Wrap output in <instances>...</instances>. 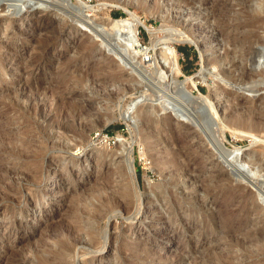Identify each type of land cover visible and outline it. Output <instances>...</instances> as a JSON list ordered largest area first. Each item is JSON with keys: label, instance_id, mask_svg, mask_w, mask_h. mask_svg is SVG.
I'll return each mask as SVG.
<instances>
[{"label": "rangeland", "instance_id": "374dc122", "mask_svg": "<svg viewBox=\"0 0 264 264\" xmlns=\"http://www.w3.org/2000/svg\"><path fill=\"white\" fill-rule=\"evenodd\" d=\"M257 1L264 2L0 0V150L12 145L30 152L29 162L0 152V264H59L53 252L70 235L65 223L77 219L86 234L76 235L68 264H264V130L239 137L225 124L227 113L255 105L264 119V92L252 96L240 87L259 78L248 76L249 57L264 45V7ZM43 16L51 20L41 21ZM110 17L136 23L143 51L135 54L122 42L107 24ZM179 34L199 45L180 41ZM166 44L178 50L179 80L202 63L212 70L210 87L201 81L186 87L193 86L194 95L226 89L214 99L218 113L207 99L195 108L177 97L174 72L162 54ZM33 92L43 98L48 121L31 108ZM167 99L178 109L165 111ZM94 132L108 133V141L93 140ZM163 136H175L204 171L194 179L171 175L170 163L161 171L158 158L167 160L176 145ZM233 146L241 149L240 163L224 153ZM216 158L232 168V187L217 179ZM30 170L38 171L35 178ZM175 178L178 183H171ZM203 180L205 189L198 191ZM126 187L130 210L113 204L94 218L104 197L112 191L125 197Z\"/></svg>", "mask_w": 264, "mask_h": 264}, {"label": "bare ground", "instance_id": "6f19581e", "mask_svg": "<svg viewBox=\"0 0 264 264\" xmlns=\"http://www.w3.org/2000/svg\"><path fill=\"white\" fill-rule=\"evenodd\" d=\"M258 2V7H260V8H263L264 7V2L263 1H257ZM161 5V4H160ZM20 7H21V5H20ZM126 7V6H125ZM22 8V7H21ZM123 8V7H122ZM156 8V7H155ZM154 8V9H155ZM19 9V8H18ZM21 10V9H20ZM18 11V10H17ZM150 11V10H149ZM162 13V12H161ZM165 12H163V14H164ZM209 14V13H208ZM131 15H133V13L131 12ZM167 15V14H166ZM210 15V14H209ZM45 19H48V20H51V18H50V16H43V17H41V21H44ZM109 21L110 22H108L107 24L109 25V27L115 32V34H119V36H122L123 37V39H122V42H124L125 44H127L130 48H132L133 50H135L134 52H135V54H138L142 49H139V47H140V45H141V43H140V41H139V38H138V36H137V34H136V30H137V25H136V23H133L131 20H130V18L129 19H126V18H113V17H110V19H109ZM128 21H131V23H128ZM141 21H142V19H141ZM39 22V21H38ZM43 23V22H42ZM141 23V22H140ZM148 23V22H147ZM144 26L146 25V24H143ZM148 25V24H147ZM243 25V24H242ZM238 27V26H237ZM263 34H264V26H263ZM227 31V30H226ZM179 35H181V34H179ZM199 35V34H198ZM182 36V38H180V41H183V42H189V43H193V44H196V45H199L198 43H197V41L196 40H194V39H192L190 36H188V35H186V34H182L181 35ZM214 37V36H213ZM211 39V38H210ZM38 40V39H37ZM161 39H159L158 41H160ZM206 40H208V39H206ZM157 41V42H158ZM209 41V40H208ZM41 42V41H40ZM156 42V41H155ZM212 42V41H211ZM205 43H207V42H205ZM218 43V42H217ZM204 44V43H203ZM225 44V43H224ZM38 45V44H37ZM218 45V44H217ZM216 45V46H217ZM3 45H1V47H2ZM8 46V48L10 49L11 48V46L10 45H7ZM201 47V46H200ZM219 47V46H218ZM217 47V48H218ZM48 48V47H47ZM163 48H164V50H163V55H164V58H166L165 60H166V62L168 63V65L170 66V68H171V70H173L172 72H174L172 75H171V77H172V80H173V83L175 84V93H176V95H177V97L178 98H181L180 100H184L186 103H188V104H190V105H192L193 107H195L193 104H196L197 106H198V104L200 103V101H205V99H207L208 101H209V103H210V105L214 108V110H215V112H219V110H218V106H219V104L217 105V101L215 102L214 101V99H216V98H218V99H220V97H221V95L223 94V95H225L224 93L226 92V89H224L222 86H215V87H217L215 90H214V92L212 93V92H210V94L209 95H206V94H204V93H201V94H199V95H194V93H193V86H190L189 88H187L186 87V83L187 82H192L194 85H196L198 82H205V83H208V78H209V76L211 75L210 73L212 72V70L209 68V70L207 71L206 70V67H205V65H204V63H202V67H201V69L199 70V71H197L196 73H193V74H190V75H186V77L183 79V80H179L178 79V76H179V73H180V71H181V68H180V66H179V63H178V61H177V51L178 50H176V48L175 47H173V46H171V45H165V46H163ZM215 48V47H214ZM216 48V49H217ZM221 48V47H220ZM45 49V48H44ZM143 51V50H142ZM202 51V50H201ZM92 53V52H91ZM212 53V52H211ZM214 53H216V52H214ZM218 54V53H217ZM148 55H149V51H148V49L147 48H145V51H144V56H146V57H148ZM216 55V54H215ZM215 57V56H214ZM218 57V56H217ZM222 57V56H221ZM224 57V56H223ZM250 58V61H251V64H253L252 66H253V69H250V75H248L249 76V78L250 77H252L253 75H255L256 73H257V75L259 76V78H257V79H253V83L254 84H251L250 86H243V85H240V87L241 88H244V90H246L250 95H252V96H256V95H258V94H260V93H263L264 92V45H262V46H260V47H258L257 48V50H256V52L254 53V55L253 56H251V57H249ZM37 59V58H36ZM145 59H147V60H149L148 58H145ZM208 59V58H207ZM211 59H212V57H211ZM217 59V58H216ZM223 59H225V58H223ZM144 60V59H143ZM32 61H34V60H32ZM31 61V62H32ZM145 61V60H144ZM214 61H216V60H212V62H210L209 61V63L210 64H212V65H214ZM225 61V60H224ZM30 62V61H29ZM220 63V62H219ZM1 64V63H0ZM207 64V63H206ZM32 65V64H31ZM36 65V64H35ZM208 65V64H207ZM221 65V64H220ZM219 65V66H220ZM215 67H216V65H214ZM251 66V67H252ZM214 67V68H215ZM247 68H250V67H247ZM38 69V68H37ZM216 69H217V67H216ZM170 70V69H169ZM247 70V69H246ZM249 70V69H248ZM163 71V73H165L164 72V70H162ZM1 72V71H0ZM171 72V73H172ZM182 72V71H181ZM228 72V71H227ZM245 71H243V73H244ZM3 73V72H2ZM223 73H225V72H223ZM226 74V73H225ZM228 74H229V72H228ZM228 74H226V75H228ZM245 74V73H244ZM2 75V74H1ZM222 76H223V74H222ZM240 76H242V75H240ZM245 77H246V74H245ZM244 77V78H245ZM112 78L114 79L115 77L114 76H112ZM225 78H227V79H232V78H230L229 76H226ZM242 78H243V76H242ZM171 79V78H170ZM223 79V78H222ZM246 79H248V78H246ZM246 79H245V81H246ZM223 80H225V79H223ZM249 80V79H248ZM171 81V80H170ZM236 81H238V80H236ZM240 81L241 80H239V82H236L237 84H239L240 83ZM31 82H34V80L33 81H31ZM172 82V81H171ZM252 82V81H251ZM5 83V82H4ZM15 83H16V81H15ZM19 83V82H18ZM246 83H247V81H246ZM245 83V84H246ZM30 85V84H29ZM214 85V84H213ZM222 85V84H221ZM208 86H209V83H208ZM15 87H17V85L15 86ZM29 87H32V84L29 86ZM56 87V86H55ZM210 87V86H209ZM13 89V88H12ZM17 89H19V88H17ZM45 89V88H44ZM212 89V88H211ZM10 91H11V89H10ZM14 91V90H13ZM211 91H213V90H211ZM234 92V91H233ZM236 92V91H235ZM15 93V92H14ZM27 93V92H26ZM22 94H24V93H22ZM233 94V93H232ZM12 95V94H11ZM21 95V94H20ZM31 95H32V93H31ZM162 95V94H161ZM14 96H15V94H14ZM28 97V96H27ZM26 97V98H27ZM39 97V96H38ZM37 97V94L36 93H34L33 92V95L31 96V101L29 102L30 103V105H31V108L33 109V110H35L36 111V113L39 115V114H41L42 115V118L43 119H45V121H48V120H46V119H48V118H50L49 117V115H46V114H44L45 112L44 111H42L43 110V108H42V106L40 105V104H42L41 102H40V100L42 101V99H39ZM163 97V96H162ZM167 97V96H166ZM13 98V97H12ZM15 98V99H14ZM13 99H14V103H18L19 102V96L18 95H16L15 97H14ZM29 98V97H28ZM238 98V97H237ZM231 99H233L232 97H231ZM12 101V100H11ZM159 101V100H158ZM165 101H167V104L168 105H170V106H165V107H163V109L165 110V111H167L168 110V108L169 107H171V106H173L174 104L170 101V100H165ZM27 102H28V100H27ZM44 102H46L45 100H44ZM256 102V101H255ZM20 103V102H19ZM257 103V102H256ZM24 104H25V102H24ZM46 104V103H45ZM67 104V103H66ZM22 106H23V104H22ZM27 106V105H26ZM45 106V105H44ZM175 106V105H174ZM256 107H255V109H252V108H250V109H248L247 110V112L246 113H240L241 111H239V113H236V114H234V113H232V115H230L229 113H227L226 115L227 116H229V117H225V124H226V128L227 129H230V131L235 135V136H242V137H244V134H246V133H248V132H253V134H257V135H259L261 132H262V130H264V119H262V118H260L261 117V115L260 114H258L257 113V110H256V108L258 109H260V107H261V105H255ZM251 107V106H250ZM262 107H263V105H262ZM28 108H29V106H28ZM196 108V107H195ZM17 109H18V107H17ZM20 109V108H19ZM162 109V110H163ZM227 109V108H226ZM27 110V109H26ZM32 110V111H33ZM161 110V109H160ZM232 110V109H231ZM30 111H31V109H30ZM34 111V112H35ZM127 111V110H126ZM164 111V112H165ZM170 111V110H169ZM213 111V110H212ZM233 112H234V110H232ZM44 112V113H43ZM162 112V111H161ZM237 112V111H236ZM216 113V114H217ZM25 114V113H24ZM127 114V113H126ZM126 114H125V112L122 114V116H123V118L128 122L129 120L127 119V117H126ZM34 115H36L35 113H34ZM219 115V114H218ZM223 115V114H222ZM259 115H260V117H259ZM48 117V118H47ZM219 117V116H218ZM122 118V117H121ZM122 118V119H123ZM220 118V117H219ZM130 119V118H129ZM48 123V122H47ZM49 125H50V123H49ZM66 125V124H65ZM91 125V124H90ZM100 125V124H99ZM66 127V126H65ZM68 127V126H67ZM70 127V126H69ZM75 127V126H74ZM145 128H147V127H145ZM236 128H240V130H236ZM77 129V128H76ZM92 129V128H91ZM245 129H247V130H245ZM78 130V129H77ZM80 130H81V128H80ZM223 132L222 133H220V140L221 141H223L224 140V137H226V134H225V130H224V128H223V130H222ZM150 132V131H149ZM149 132L148 131H146V133H148V135H149ZM258 132H259V134H258ZM81 133V132H80ZM145 133V134H146ZM252 134V133H251ZM248 134H246L245 136H247ZM33 136V135H32ZM185 137V136H184ZM13 138V137H12ZM148 138V137H147ZM9 139V138H8ZM125 140V139H124ZM14 141V140H13ZM120 141H122V139H120ZM162 141L163 142H165V143H169V142H175L176 141V137L175 136H163L162 137ZM4 142V141H3ZM23 142V141H22ZM27 142V141H26ZM25 142V143H26ZM224 142V141H223ZM8 144H9V142H7ZM28 143V142H27ZM26 143V144H27ZM17 144V143H16ZM24 144V143H23ZM25 144V145H26ZM28 144H30V142L28 143ZM34 144V143H33ZM32 144V145H33ZM91 144H93V143H91ZM120 144V143H119ZM121 144H124L123 146H122V149H121V151L123 150H125L126 149V145H125V141H124V143H122L121 142ZM175 147L174 148H172L171 150L169 149V151H168V153H169V158L166 160L165 159V161H164V158H165V156H162L161 158H158L159 159V163H161V166H159L160 168V170L162 171L163 170V168H162V165H168L169 163V167H170V172H172L171 173V175L173 174V173H178V175L177 176H179L178 177V179H180V177L181 178H185V177H189V178H192V179H194L195 177H198V174L200 173V172H203L204 171V164H201V162H200V164L201 165H199L198 166V164L199 163H195V161L192 159V158H189V157H187L186 156V154H188V148H186L185 146H182L181 145V143H178V142H175ZM35 145V144H34ZM37 145V144H36ZM36 145H35V147H36ZM95 145V144H94ZM2 146V145H1ZM98 146V145H97ZM30 147H31V145H30ZM42 147V146H41ZM170 147V146H169ZM2 149L1 150H3V151H5L6 153H8V154H10V155H12V156H14V157H16L17 159H19V158H24V159H30V155H29V151H27L26 152V149H25V147H23L22 149L21 148H19V149H17L16 148V146L15 147H13L12 145L10 146V147H8L7 149H6V147H5V145H3L2 147H1ZM33 149H34V147H32ZM44 148V147H43ZM98 148V147H97ZM148 148V147H147ZM41 149L42 148H39L38 149V151H36L35 150V154H31L32 155V157H35V156H38V153L41 151ZM102 149V148H101ZM152 149H153V147H152ZM155 149V148H154ZM196 149V148H195ZM0 150V152H2ZM32 150V149H31ZM97 150V149H96ZM167 150V149H166ZM204 150V149H203ZM32 151H34V150H32ZM31 151V152H32ZM109 151V150H108ZM127 151V150H126ZM125 151V152H126ZM156 151V150H155ZM100 152V151H99ZM104 152V151H103ZM124 152V153H125ZM205 152V151H204ZM106 153V152H105ZM154 153V152H153ZM157 153H159L158 151H157ZM161 153V152H160ZM224 153H225V155L226 156H228V157H231L233 160H234V162H236V163H240L243 159L241 158L242 156L240 155L239 156V154H242L241 153V149L239 148V147H236V146H233L232 148H224ZM223 153V154H224ZM3 154V153H2ZM122 154V153H121ZM1 155V154H0ZM35 155V156H34ZM162 155V154H161ZM5 156H7V155H5ZM1 157V156H0ZM3 157V156H2ZM192 157V156H191ZM8 158V157H7ZM40 158V157H39ZM203 158V157H202ZM210 158V157H209ZM1 159V158H0ZM24 159H23V161H24ZM160 159H161V161H160ZM205 159V158H204ZM208 159V158H207ZM26 161V162H29V161ZM126 161V160H125ZM8 162V161H7ZM25 162V161H24ZM31 162V161H30ZM40 163H41V161H40ZM127 163V162H126ZM27 164V163H26ZM196 164H197V166H196ZM42 165H43V163H42ZM164 165V166H165ZM213 165L214 166H216V168H217V170L219 171V175H218V177H217V179H219V181L221 180V183H222V181L224 182V184H226V185H230L231 187H232V183H233V178H232V168L231 169H229V170H226V168L224 167V165H223V162H222V160H218L217 158L215 159V160H213ZM30 166V165H29ZM33 166V165H32ZM34 166H35V169H39L40 167H41V165L39 164V161L37 162V161H35V163H34ZM33 166V167H34ZM163 166V167H164ZM31 167V166H30ZM32 167V168H33ZM15 168V167H14ZM13 168V169H14ZM158 168V167H157ZM162 168V169H161ZM166 168V167H165ZM28 169V168H27ZM6 170V169H5ZM35 171V170H30L31 171V173H32V175L34 174V177L33 178H35V176H37V172L38 171ZM117 170V169H116ZM41 172H42V170H40ZM54 175V174H53ZM52 175V176H53ZM4 177V176H3ZM2 177V178H3ZM10 177V176H9ZM40 176H38V178H39ZM6 178V177H5ZM4 178V179H5ZM40 178H42V177H40ZM39 178V179H40ZM0 179H1V177H0ZM38 179V180H39ZM173 179V178H172ZM135 180V179H134ZM2 181H4V180H2ZM1 181V182H2ZM7 181V180H6ZM178 181L179 180H177V178H175L171 183H178ZM186 181V180H185ZM201 181V180H200ZM10 183V182H9ZM13 183V182H12ZM134 183H136V184H138V182L137 181H135ZM8 184V183H7ZM11 184V183H10ZM201 185L198 187V191H202V190H204L205 189V187H204V180H203V182L202 183H200ZM207 183H205V185H206ZM232 184V185H231ZM14 185V184H13ZM102 185V184H101ZM100 185V186H101ZM208 185V184H207ZM206 185V186H207ZM218 185V184H217ZM127 186V185H126ZM135 186V185H134ZM138 186V185H137ZM239 186V185H238ZM112 187V186H111ZM129 187V186H128ZM136 187V186H135ZM209 186H207V188H208ZM11 189V188H10ZM126 189H127V191L130 189H128L127 187H126ZM214 189V188H213ZM95 190V189H94ZM99 190V189H98ZM125 190V189H124ZM207 190V189H206ZM205 190V191H206ZM132 191V190H131ZM209 191V190H208ZM129 192V193H128ZM127 193H125V197H118L116 194H115V192H111L110 193V195H108V197H104V200H103V202L100 204L99 203V207H101V211H98V209L97 210H95V212L93 213V216H94V218H96V219H100L101 217H100V215H102L103 213L102 212H104V210L107 208H111V205H113V204H115L114 206H116V205H120L121 207L123 206V208L124 207H127V209L129 208V206H130V204L132 205V200H131V194H130V191H128ZM134 193V192H133ZM132 193V194H133ZM84 194V193H83ZM82 195V194H81ZM122 195V194H121ZM100 196V195H99ZM174 198V197H173ZM137 199V198H136ZM155 199V198H154ZM67 200V199H66ZM81 200H82V198H81ZM224 200V199H223ZM190 201V200H189ZM69 203H72V202H69ZM75 203V202H74ZM82 203V202H81ZM76 204V203H75ZM78 204V203H77ZM71 205V204H70ZM81 205V204H80ZM232 205V204H231ZM72 206V205H71ZM97 206V205H96ZM225 206V205H224ZM68 207V206H67ZM90 207V206H89ZM98 207V206H97ZM98 207V208H99ZM73 208V207H72ZM74 208H76V207H74ZM114 208V207H113ZM70 209V208H69ZM68 209V210H69ZM77 209V208H76ZM80 209V208H79ZM79 209H78V211H79ZM92 209V208H91ZM100 209V208H99ZM124 209H126V208H124ZM66 210V209H65ZM129 210H130V208H129ZM73 211H74V209H73ZM81 211V210H80ZM83 211V210H82ZM152 211V210H151ZM217 211H219V210H217ZM70 213V212H69ZM107 214V213H106ZM128 214V213H127ZM220 214V213H219ZM71 215V214H70ZM226 215V214H225ZM74 216H76V215H74ZM82 216V215H81ZM103 216V215H102ZM70 217H68V219H69ZM71 218H72V215H71ZM78 218V217H77ZM93 218V219H94ZM146 220V219H145ZM77 221H79V219H77ZM76 221V222H77ZM76 222H74L75 224H72L71 223V221H70V223H68V221H67V224L65 223V228H67V230L65 231V232H68V230H69V234L70 235H68L67 233V236H66V239L65 240H63L62 241V243H61V246L60 247H56L57 248V250L55 249V251L53 252V259L55 260L56 259V261H58V262H60L59 264H65V263H67L68 264V262H69V259L68 258H70V256L72 255V250H73V248H74V244L76 243V241H77V237H76V235H81L82 236V234L83 233H81V232H84L85 233V230H84V228H83V226L81 225V224H78V222L76 223ZM62 224V223H61ZM152 226V225H151ZM99 227V226H98ZM159 227V226H158ZM83 228V229H82ZM228 229V228H227ZM89 230V229H88ZM239 230V229H238ZM91 231H94V230H92L91 229ZM96 232V231H95ZM126 233V232H125ZM238 233V232H237ZM55 234V233H54ZM54 234H52V235H54ZM64 234V233H63ZM86 234V233H85ZM96 234V233H95ZM94 234H93V232H92V236H93ZM233 235V234H232ZM99 237V236H98ZM52 238V237H51ZM70 240V241H69ZM88 240L89 241H91V242H93V244H94V246H96L97 245V248H98V246H101L100 245V242L97 240L96 241V239H94V237H90V238H88ZM43 242V241H42ZM90 242V243H91ZM247 242V241H246ZM7 243V242H6ZM39 244V243H38ZM92 244V243H91ZM90 244V245H91ZM99 244V245H98ZM46 245V244H45ZM89 245V246H90ZM44 246V245H43ZM55 246V245H54ZM86 246V245H85ZM233 246V245H232ZM41 247V246H40ZM81 247V246H80ZM52 248V247H51ZM12 249V248H11ZM10 249V250H11ZM35 249V248H34ZM53 249V248H52ZM86 249V248H85ZM54 250V249H53ZM53 250H50L51 252L53 251ZM126 251V250H125ZM135 251V250H134ZM85 253V252H84ZM220 253V252H219ZM50 254H52V253H50ZM13 255V254H12ZM227 255V254H226ZM50 256V255H49ZM141 256V255H140ZM40 257V256H39ZM14 258V257H13ZM50 257H48V259H49ZM52 258H51V261L50 262H54L53 260H52ZM39 260H42V259H39ZM50 260V259H49ZM11 261V260H10ZM14 261V260H13ZM46 261H47V259H46ZM55 261V262H56ZM6 262V261H5ZM42 262H44V260L42 261ZM70 263V262H69ZM72 263H74V262H72ZM4 264H7V263H4ZM11 264V263H10Z\"/></svg>", "mask_w": 264, "mask_h": 264}, {"label": "built area", "instance_id": "2783aa9c", "mask_svg": "<svg viewBox=\"0 0 264 264\" xmlns=\"http://www.w3.org/2000/svg\"><path fill=\"white\" fill-rule=\"evenodd\" d=\"M103 136H106V138L102 139ZM108 136H109L108 133L104 134V133H101V132H94L92 138H93V140H100V141L101 140H103V141L106 140V141H108Z\"/></svg>", "mask_w": 264, "mask_h": 264}, {"label": "trees", "instance_id": "16d2710c", "mask_svg": "<svg viewBox=\"0 0 264 264\" xmlns=\"http://www.w3.org/2000/svg\"><path fill=\"white\" fill-rule=\"evenodd\" d=\"M115 15H119V13H115ZM186 49L183 47L182 52L185 53Z\"/></svg>", "mask_w": 264, "mask_h": 264}, {"label": "water", "instance_id": "95a60500", "mask_svg": "<svg viewBox=\"0 0 264 264\" xmlns=\"http://www.w3.org/2000/svg\"><path fill=\"white\" fill-rule=\"evenodd\" d=\"M174 105H175V104H174ZM174 105H173V107H174L175 109H178V106H177V105L174 106ZM239 169H240V168H239Z\"/></svg>", "mask_w": 264, "mask_h": 264}]
</instances>
